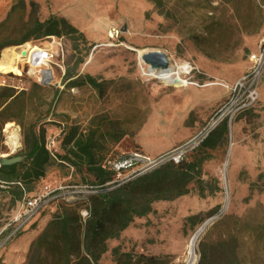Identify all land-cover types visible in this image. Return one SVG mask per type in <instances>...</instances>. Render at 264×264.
<instances>
[{
    "label": "rangeland",
    "instance_id": "obj_1",
    "mask_svg": "<svg viewBox=\"0 0 264 264\" xmlns=\"http://www.w3.org/2000/svg\"><path fill=\"white\" fill-rule=\"evenodd\" d=\"M17 3L0 29V41H15L29 33L35 18L63 19L84 37L75 39V49L70 36H60L67 68L90 74L103 84L99 92L87 84L61 88L54 82L29 95L23 121L27 125L47 113L35 129L44 128L45 144L53 141L49 150L54 155L63 153V135L72 126L80 131L97 127L105 135L100 139L105 157L138 152L156 158L183 144L227 100L231 87L251 71L250 55L258 53L264 37V0ZM112 29L117 33L110 36ZM40 38L32 36L28 41L32 45L45 42ZM153 50L165 53L169 65L189 66L188 73L181 75L186 85L176 87L148 71L138 52ZM24 82L28 93L35 81L24 76ZM256 90L253 105L227 123L224 144L213 150L189 148L185 155L186 160L203 159L205 197L199 196L192 182L187 195L153 203L154 212L134 218L118 239L106 242L98 264H143L138 261L140 255L160 264H186L188 241L203 223L190 264L198 262L202 246L214 260H221L219 246L226 241L234 247L240 264H264V64ZM9 122L13 123L9 132L6 123L1 129L0 157L18 153L22 161V129L17 122ZM11 133L17 136V147L9 140ZM113 133H123L118 142L113 141ZM53 159L29 193L43 195L42 205L19 231H15L18 222L14 218L21 204L18 207L7 190L0 188V264H53L63 256L61 248L41 244L36 249L35 241L55 215L65 210L78 212L83 219L87 196L96 190L84 184L72 167ZM107 185H112L108 189L117 186ZM189 216L195 217L190 220Z\"/></svg>",
    "mask_w": 264,
    "mask_h": 264
},
{
    "label": "trees",
    "instance_id": "obj_2",
    "mask_svg": "<svg viewBox=\"0 0 264 264\" xmlns=\"http://www.w3.org/2000/svg\"><path fill=\"white\" fill-rule=\"evenodd\" d=\"M31 4L35 6L34 3ZM62 34L70 36L75 49L77 48L75 39L84 38L78 29L63 19L50 16L44 21H39L35 18L29 33L15 41H0V53L5 47L25 43L32 36L35 38L55 36L62 39L60 37ZM64 53L65 72L62 78L64 87H79L87 84L101 92L103 84L95 77L90 74L81 75L67 68L65 48ZM81 62L79 59L78 63ZM43 90L44 87L36 82L31 85L28 93L25 90L16 93L12 88L0 87V135L5 123L15 121L22 129L24 144L22 161L0 166V182L3 185L0 188H5L19 207L24 199L34 196L29 195L32 184L44 177L45 169L51 165L54 157L60 165L72 167L81 175L84 184H89L96 190L95 193L87 196L86 218L82 219L78 212L70 213L65 210L55 215L35 241L36 249L41 244L46 248L54 249L58 246L61 248L63 256L56 259L53 264H98L101 255L107 250L108 240L118 239L134 218H142L154 212L153 203L172 201L187 195L188 185L192 182L197 184L199 196L205 197L201 179L203 159L200 157L191 160H186L184 157L179 164H162L150 172L108 189L112 185L107 184L115 179L116 173L104 167V164L113 156L105 157L102 153L103 143L100 139L105 135L100 133L97 127L87 131H80L75 126L70 127L64 133L61 142L63 153L52 154L45 146L44 128L35 129L37 123L47 113L38 115L34 122L27 125L23 121L28 113L29 95ZM16 104L18 107L14 110ZM227 134L228 124L225 119L200 142L197 150H213L221 146L225 143ZM122 135L123 133L120 135L113 133V141L118 142ZM13 157H18V153L8 158ZM194 217L189 216L188 219L192 220ZM219 248L222 258L216 261L211 257L208 249L200 247L199 260L196 264H240L234 247L227 244V241L221 242ZM115 251L116 249H113V252ZM125 256L130 258L128 254ZM138 261L143 264H160L153 257L144 255H140Z\"/></svg>",
    "mask_w": 264,
    "mask_h": 264
},
{
    "label": "built area",
    "instance_id": "obj_3",
    "mask_svg": "<svg viewBox=\"0 0 264 264\" xmlns=\"http://www.w3.org/2000/svg\"><path fill=\"white\" fill-rule=\"evenodd\" d=\"M110 33L112 35L117 33V31L112 29ZM42 41L45 42L33 44V47L29 49L30 52H25L24 55L21 52L24 49L17 50L19 57L16 65L20 70V74L12 72L11 74L13 75L11 76L10 73L0 71V87L12 88L16 93L24 91L27 89L24 76L32 77L36 83L41 85L53 84L55 78H57L58 81H55L56 85L61 88L64 87V84L60 86L65 72V53L62 39L55 36H46ZM250 60L253 62L251 71L246 73L231 87V93L227 100L215 109L209 120L192 138L156 158L132 152L107 160L104 167L116 173L115 179L110 183H115L116 185L125 183L165 163L179 164L189 148L197 147L223 120L226 119L227 123L230 124L237 113L251 107L258 98L256 82L264 64V37L261 39L258 53H252ZM55 68L58 70V77H55ZM51 143L53 141L45 144L48 150ZM0 187H3L1 182ZM43 197V195H36L30 199L23 200L14 218V221L18 222L15 231H19L20 227L25 225L34 215L36 210L42 205ZM82 216L83 218L87 217L86 210L82 211Z\"/></svg>",
    "mask_w": 264,
    "mask_h": 264
},
{
    "label": "bare ground",
    "instance_id": "obj_4",
    "mask_svg": "<svg viewBox=\"0 0 264 264\" xmlns=\"http://www.w3.org/2000/svg\"><path fill=\"white\" fill-rule=\"evenodd\" d=\"M111 36V33H109ZM33 45L27 41L21 45L18 46H11L6 47L2 50L1 56H0V71H3L5 73L15 72L16 74H20V70L17 67V60L19 57V52L17 50L24 49L21 52H30V48H32ZM139 56L141 57L142 52H138ZM146 68L148 71L155 75L157 79H160L164 82L171 83L172 85L176 87L184 86L187 84V81L184 79L182 74L188 73L189 66L187 64H176V65H169L168 69H161V68H152L150 65H146ZM13 126L12 122L6 123L5 129L8 130ZM11 131V130H10ZM9 140L13 147H17V136L16 134H10ZM231 149V148H230ZM229 149V150H230ZM231 152V151H230ZM229 156V155H228ZM199 229V228H198ZM196 230L190 237L188 244H187V255H188V261L186 264H190L191 261L194 258V252H195V245L196 240L201 230Z\"/></svg>",
    "mask_w": 264,
    "mask_h": 264
},
{
    "label": "water",
    "instance_id": "obj_5",
    "mask_svg": "<svg viewBox=\"0 0 264 264\" xmlns=\"http://www.w3.org/2000/svg\"><path fill=\"white\" fill-rule=\"evenodd\" d=\"M125 28H122V31H124ZM25 52H22V55H24ZM141 59L144 63L150 65L152 68H161V69H168L169 66V61L165 53L161 51H148L145 52L141 55ZM20 157H13V158H8V157H1L0 158V166L2 165H10L15 162L20 161ZM206 223H203L198 230H201L204 228Z\"/></svg>",
    "mask_w": 264,
    "mask_h": 264
},
{
    "label": "crops",
    "instance_id": "obj_6",
    "mask_svg": "<svg viewBox=\"0 0 264 264\" xmlns=\"http://www.w3.org/2000/svg\"><path fill=\"white\" fill-rule=\"evenodd\" d=\"M16 4H18L17 0H0V29L5 24V22L8 19V16L10 15V13H12L15 10V8L17 6ZM42 38H44V37H42ZM40 40H41V38L40 39H35L33 41L31 40V42L32 43H35V42L37 43ZM56 79L57 78H55V81H56ZM42 86H44V85H42Z\"/></svg>",
    "mask_w": 264,
    "mask_h": 264
}]
</instances>
